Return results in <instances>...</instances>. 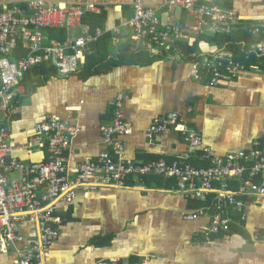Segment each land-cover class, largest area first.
Masks as SVG:
<instances>
[{"label": "crops", "instance_id": "1", "mask_svg": "<svg viewBox=\"0 0 264 264\" xmlns=\"http://www.w3.org/2000/svg\"><path fill=\"white\" fill-rule=\"evenodd\" d=\"M29 1L0 0V12L24 7ZM44 1L53 5H92L93 9L75 27L66 29V40L98 30L102 36L88 45L78 72L62 75L57 70L47 79L37 76L41 81L29 90L21 82L10 118L4 121L0 113V125L9 126L11 142L17 146L12 157L26 164L47 158V148L35 145L29 152L26 143L36 123L52 113L80 127L68 150L69 167L76 168L86 157L95 158L110 150L102 127L113 122L120 93L125 96L123 112L133 131L118 138L124 144L126 156L140 163L162 158L171 161L191 152L189 143L175 129L150 136L157 120L174 111L181 113L184 124L202 135L203 147L217 156L250 150L264 138V66L260 61L249 66L239 61L244 69L234 77L226 66L228 60L234 59L233 53L226 46L200 38L195 51L186 50L188 43L201 34L214 36L225 32L188 30L190 42L177 44L188 56L196 52L204 60L223 62V76L218 84H211L207 71L199 79L193 76L189 59H172L168 52L149 48L134 38L133 27L126 24L135 16L138 0ZM168 1L140 0L157 10L162 24L170 19ZM211 3L237 12L238 24L226 33L236 43L245 45L251 37L254 42L264 41V0ZM84 19L101 25L92 30ZM172 20L187 28L192 16L178 9ZM256 25L261 26L257 34L252 32ZM191 158L203 161L197 156ZM128 182L125 187L102 185L88 194L81 187L72 203L59 205L54 224L60 227L61 235L50 246L43 264H96L111 259L117 260L111 264H139L144 258L147 264H264V196L238 194L245 201L247 220L241 219L234 206L225 203V215L234 220L231 230L207 236L204 228L215 212L187 219V213L202 206L197 207L180 192L174 178L159 179L151 174L143 179L131 177ZM234 185L232 188L237 189ZM214 199L210 197L207 202L213 205ZM32 228L34 225L26 222L23 235L29 236ZM106 237H110V242L102 243ZM95 239L102 242L98 244ZM16 261L15 251L0 253V264H17Z\"/></svg>", "mask_w": 264, "mask_h": 264}, {"label": "built area", "instance_id": "2", "mask_svg": "<svg viewBox=\"0 0 264 264\" xmlns=\"http://www.w3.org/2000/svg\"><path fill=\"white\" fill-rule=\"evenodd\" d=\"M135 7V16L126 24L133 27L134 38L149 48L168 52L172 59H189L193 76L199 79L202 72L207 71L211 75V84L219 83L225 66L222 61L204 60L196 52L188 56L177 44L185 40L190 42L188 30L231 32L238 24L235 10L225 9L211 0H169L170 19L162 24L154 8L140 0L136 1ZM92 9V5H53L44 0H31L24 7L0 12V113L4 121L10 118L15 95L32 67L47 60L62 75L80 70L88 45L97 41L102 31L83 32L79 37L62 42L49 40L44 30L75 27ZM178 9L192 16V21L185 25L187 28L172 20ZM115 31L121 33L119 28ZM260 31L259 25L252 28L255 34ZM26 50L27 54H24ZM250 50L264 54V41L252 43ZM226 66L234 77L244 69L243 64L234 60H228ZM124 97L123 93L117 96L113 122L102 127L104 140L111 149L102 151L95 158L86 157L76 168L68 165V150L80 127L57 113L49 114L34 126L26 148L29 152L35 145L47 148L48 156L32 164L12 157L17 146L11 142V129L6 123L0 125V253L15 251L17 264H43L50 246L61 235L60 227L54 224L57 209L61 204L72 203L79 188L83 187L88 194L102 185L125 187L129 178L143 179L151 174L174 178L180 192L192 201L207 203L210 197H215L211 207L204 205L186 214L187 219L194 220L209 210L215 212L204 228L207 236L231 230L234 220L225 215V203L234 206L241 219L247 220L245 201L238 198V194L264 196V138L256 141L250 150L217 156L210 148L203 147L202 135L184 124L181 113L174 111L157 120L149 131L150 136L175 129L189 143L191 152L171 161L162 158L140 163L126 156L124 144L118 138L133 131V125L123 112ZM192 156L205 160L207 166L192 164L189 160ZM12 173L18 175L12 177ZM232 184L237 189L232 188ZM26 222L34 225L29 236H24L22 231ZM116 262L111 259L96 264ZM139 264H147V258Z\"/></svg>", "mask_w": 264, "mask_h": 264}, {"label": "trees", "instance_id": "3", "mask_svg": "<svg viewBox=\"0 0 264 264\" xmlns=\"http://www.w3.org/2000/svg\"><path fill=\"white\" fill-rule=\"evenodd\" d=\"M91 16V15H90ZM86 18V17H85ZM84 21L86 23H89L91 29H95L97 26L101 25L100 22H93L91 20H89V22H87L85 19ZM44 33L46 34V36L48 37L49 40L51 39H57L60 41H65L67 38V30L66 29H61V28H47L44 30ZM200 38H205V39H210V40H215L217 41L221 46H226L228 51H231L233 53V57L234 58L232 60L236 61V62H242L245 65L249 66L255 62L258 63V61H260L259 63H261V65L264 66V55H259L255 52H252L250 50V45L248 46V44H252V42H254V38L251 37V40L247 41L246 44H242V43H236L233 38L226 34V33H218L215 34L214 36H206V34H201L198 39L196 38V40L192 43H188V46H186V50L191 52V51H195L196 46L198 44V40ZM24 54H27V50L26 52H24ZM104 57H106V55H104ZM87 63H89V59H87ZM88 67V66H87ZM57 74V69L54 65H52L50 63V61H42V63L38 64L37 66L32 67L26 74L24 77V80L22 81L25 85L26 88L29 90V88H31L35 83H38L41 81V78H36L38 77H44L45 79L53 76ZM192 159V158H191ZM191 163L198 166V167H204L207 166V164L205 163V161L203 160L202 162H199L197 160L193 161L191 160ZM146 177V176H144ZM157 178L160 179V176H156ZM193 202H195V205L198 206H203V205H207V204H212V202H203L201 200H193ZM210 211L209 210V214ZM96 243H101V240H94ZM110 242V237H106L104 239V241L102 243H108ZM133 264V263H131ZM136 264V263H135Z\"/></svg>", "mask_w": 264, "mask_h": 264}]
</instances>
